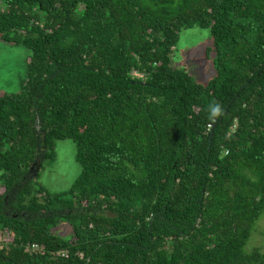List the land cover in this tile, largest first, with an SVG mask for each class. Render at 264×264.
<instances>
[{"label": "trees", "instance_id": "obj_1", "mask_svg": "<svg viewBox=\"0 0 264 264\" xmlns=\"http://www.w3.org/2000/svg\"><path fill=\"white\" fill-rule=\"evenodd\" d=\"M193 27L205 85L170 65ZM0 41L28 52L0 95V264H264L243 251L264 212V0H0ZM65 139L79 174L48 194Z\"/></svg>", "mask_w": 264, "mask_h": 264}, {"label": "rangeland", "instance_id": "obj_2", "mask_svg": "<svg viewBox=\"0 0 264 264\" xmlns=\"http://www.w3.org/2000/svg\"><path fill=\"white\" fill-rule=\"evenodd\" d=\"M212 45L207 29L193 27L182 30L170 55V65L185 70L197 83L205 85L215 75L212 54L207 49ZM28 52L20 46L0 41V95L16 94L21 88L26 73ZM54 158L42 163L34 180L48 194L66 191L79 174L75 161V144L68 139L54 142ZM2 189L0 188V193ZM62 235L67 231H59ZM0 241H7L0 236ZM264 253V212L254 223L250 236L243 247L248 253L253 249Z\"/></svg>", "mask_w": 264, "mask_h": 264}, {"label": "clouds", "instance_id": "obj_3", "mask_svg": "<svg viewBox=\"0 0 264 264\" xmlns=\"http://www.w3.org/2000/svg\"><path fill=\"white\" fill-rule=\"evenodd\" d=\"M207 112L208 119L210 121H215L224 115V108L218 102L213 101L211 104L208 105Z\"/></svg>", "mask_w": 264, "mask_h": 264}, {"label": "built area", "instance_id": "obj_4", "mask_svg": "<svg viewBox=\"0 0 264 264\" xmlns=\"http://www.w3.org/2000/svg\"><path fill=\"white\" fill-rule=\"evenodd\" d=\"M209 125L207 126V130L209 129ZM4 234V236L6 237V239H7V233L6 232H3L2 233V235ZM1 236V235H0ZM5 242H7V241H5ZM37 250V246L36 245H34V244H31L30 246H28V247H26L25 249H24V251L26 252V253H28V254H30V253H32V252H35ZM58 255L57 256H66V254H65V252H58L57 253Z\"/></svg>", "mask_w": 264, "mask_h": 264}, {"label": "water", "instance_id": "obj_5", "mask_svg": "<svg viewBox=\"0 0 264 264\" xmlns=\"http://www.w3.org/2000/svg\"><path fill=\"white\" fill-rule=\"evenodd\" d=\"M210 138H211V132H210V134H209L208 142H210Z\"/></svg>", "mask_w": 264, "mask_h": 264}]
</instances>
